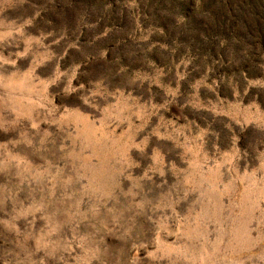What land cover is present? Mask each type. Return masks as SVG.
<instances>
[{
  "label": "rangeland",
  "instance_id": "374dc122",
  "mask_svg": "<svg viewBox=\"0 0 264 264\" xmlns=\"http://www.w3.org/2000/svg\"><path fill=\"white\" fill-rule=\"evenodd\" d=\"M0 264H264V0H0Z\"/></svg>",
  "mask_w": 264,
  "mask_h": 264
}]
</instances>
